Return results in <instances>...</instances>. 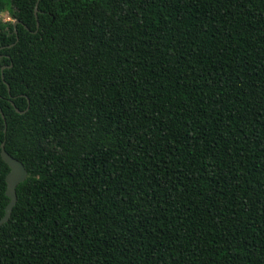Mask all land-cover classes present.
<instances>
[{"label":"trees","instance_id":"16d2710c","mask_svg":"<svg viewBox=\"0 0 264 264\" xmlns=\"http://www.w3.org/2000/svg\"><path fill=\"white\" fill-rule=\"evenodd\" d=\"M0 55V264H264V0H0Z\"/></svg>","mask_w":264,"mask_h":264},{"label":"water","instance_id":"95a60500","mask_svg":"<svg viewBox=\"0 0 264 264\" xmlns=\"http://www.w3.org/2000/svg\"><path fill=\"white\" fill-rule=\"evenodd\" d=\"M38 10L39 9H38V2H37L36 14L38 13ZM17 23H18V21L14 22L16 32H17V27H16ZM13 45H14V43L9 45V47H11ZM0 57H1V55H0ZM10 66H12V64ZM6 67H7V65H4L2 67V71ZM3 78H4V73H3ZM8 87L10 90L9 84H8ZM13 105L15 106L14 102H13ZM15 108L19 113H24L26 111V110H24V111L20 110L17 106H15ZM0 110L2 112L3 117H5L1 107H0ZM1 154H2V157L5 160V162H7L8 165L10 166V171L6 176V181H7L6 193H7V196L10 198V201L6 206L5 215L0 219V227L2 224L6 223L9 220V218L12 214L13 208L17 202V186L21 182L25 181L26 178L28 177V170L25 167L24 163L21 160L15 158L13 155H11L6 150L5 141L1 144Z\"/></svg>","mask_w":264,"mask_h":264},{"label":"rangeland","instance_id":"374dc122","mask_svg":"<svg viewBox=\"0 0 264 264\" xmlns=\"http://www.w3.org/2000/svg\"><path fill=\"white\" fill-rule=\"evenodd\" d=\"M1 17L5 20H11L10 13L8 11L3 12Z\"/></svg>","mask_w":264,"mask_h":264}]
</instances>
